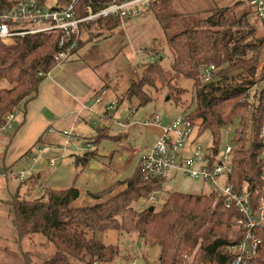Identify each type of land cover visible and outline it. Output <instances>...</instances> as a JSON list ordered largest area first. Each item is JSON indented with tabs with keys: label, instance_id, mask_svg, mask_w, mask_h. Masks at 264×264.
I'll use <instances>...</instances> for the list:
<instances>
[{
	"label": "trees",
	"instance_id": "16d2710c",
	"mask_svg": "<svg viewBox=\"0 0 264 264\" xmlns=\"http://www.w3.org/2000/svg\"><path fill=\"white\" fill-rule=\"evenodd\" d=\"M70 1L59 0L66 5ZM110 1L83 0L80 7L93 2L95 8H100ZM164 1L154 2L147 11ZM251 7L253 21L245 15L237 19L233 12L230 14L223 8L208 17L194 18L177 33L168 31L167 17L155 11L167 35L170 68L163 66V57L157 51L162 50L161 42L154 40L152 60L143 76L132 79L127 90L113 100L117 109L125 98L137 99L143 106L156 101L158 94L166 90L168 101L173 98L184 106L182 116L198 127L200 137L206 130L213 134L216 149L223 141L222 132L240 119L243 127L235 129L238 134L233 142L236 144L234 171L230 179L239 188L247 185L249 189L264 187L263 163L259 159L262 147L258 139L264 121V23ZM130 19L133 18L107 17L88 35L95 38L104 27L114 29ZM84 41L79 40L73 55ZM59 50V37L48 33L29 34L18 38L12 46L0 44V85L5 81L9 84L0 88V121L17 106L37 97L40 83L59 65L55 60ZM206 66L215 67L214 80L208 83L201 81ZM186 79L193 80L189 105L183 103L187 90L181 83ZM261 85L252 96L257 100L252 105L251 89ZM250 115L255 138L249 144ZM107 131V128L100 130L96 143L108 137L122 138L108 136ZM96 154L90 151L79 155L76 163L89 165ZM141 163L142 159L124 186L116 182L105 190L89 193L94 200L92 205L75 204L81 196L76 186L65 190L49 187L36 194L38 183L34 181L38 176L21 181L16 194L7 200L18 242L28 235L43 234L58 249L46 264L107 263L112 262L120 249L114 244H105L97 233L117 230L137 233L141 240L160 247L159 264H232L233 247L244 235L242 229L234 226L235 219L242 216L239 210L226 208L213 192L187 194L180 191L170 192L158 210L153 205L150 210L152 206H147V197L162 192L164 187L160 179L144 180ZM261 237L264 239V234ZM255 264H264V245Z\"/></svg>",
	"mask_w": 264,
	"mask_h": 264
},
{
	"label": "rangeland",
	"instance_id": "374dc122",
	"mask_svg": "<svg viewBox=\"0 0 264 264\" xmlns=\"http://www.w3.org/2000/svg\"><path fill=\"white\" fill-rule=\"evenodd\" d=\"M56 1L50 0L49 4L53 5ZM250 4L251 0H165L160 2L159 6H154L152 10L122 22L106 39L93 37L94 39L86 42L83 47L82 57L91 63L95 62L96 74L105 75L108 80L105 79L106 82L114 89L119 85L116 93L112 90V95L110 93L101 103L94 104L93 109L89 111L85 109L84 104L72 100L60 91L48 76L40 83L39 95L35 100L17 106L22 110V114L30 113V119L28 117L27 125L20 127L17 124L13 132L5 135L6 141L2 143L6 145V148L3 145L0 147V264H25L26 262L46 264L45 262L58 250L43 234L28 235L18 242V233L13 224V218H11L10 205L7 202L16 194L18 184L22 181L20 173L29 171L32 167L33 156L37 148H47V151L46 155L34 165L35 173L41 174L40 178L35 176L36 181L34 182L38 183L36 194H40L49 187L65 190L76 186L81 196L75 204L92 205L94 200L88 195L89 193L105 190L116 182L123 185L125 180L137 171L138 163L147 153V149L157 141L159 128L146 127L142 123L154 112L160 114L163 123H169L182 115L184 106L173 98L168 101L169 94L166 90L158 94L159 98L156 101L143 106L138 103L137 99L130 101L125 98L117 110H110L106 115V104L114 97L117 98V95L120 97L125 88L130 85V80L133 78L138 80L143 76L145 67L152 60L151 49L154 46V40L161 42L162 50L156 49L163 57V66L170 68L171 56L166 41L167 35L156 18V12L167 17L165 23L168 31L177 33L185 28L187 22L191 20L193 22L194 18L208 17L215 10L223 8L228 9L230 14L233 12L237 19L245 15L248 18L251 17L250 20H252ZM88 33V31L84 32V39L89 37ZM17 40L9 46L15 44ZM107 56L108 61L103 63L101 60L106 59ZM181 84L187 90L183 103L189 105L192 102L193 80L186 79ZM8 86V82L5 81L0 88ZM261 87L262 85L251 89L249 101L252 105L257 102L252 96ZM52 101H58L61 107L58 103H49ZM67 107L76 109L68 113L67 122L64 120L63 123L67 124L66 129L68 130L74 127L79 135L72 141L73 146L71 145L64 151H55L51 146L62 144L64 138L58 136L60 141L54 143L45 141L47 139L45 137L50 132V127L57 125L59 118L67 111ZM33 111H37L35 115ZM44 114L54 118L57 123L50 122L48 124L50 127L47 125V129H41L46 124L43 119L48 117ZM127 119L137 125L123 128L117 124ZM228 126H232L235 137L238 134L235 129L242 128L243 123L237 119ZM247 127H249L247 136L250 144L255 138L251 115L248 117ZM105 128L108 129V136L122 138L108 137L96 143L100 130ZM198 131L200 134L199 129ZM222 133L225 138V130ZM197 142L209 148L214 142L213 134L206 130ZM224 144L223 140L220 147L222 148ZM73 147L76 148L75 151L72 150ZM90 151L97 153L90 164L78 165L77 156ZM54 154L58 156L57 163L50 165V159L54 157ZM200 186H202L201 182L176 174L169 180L166 188L159 193L160 200L153 206L158 210L170 192L206 194L213 189L209 182L205 184L204 189H200ZM144 207L146 204L143 205V209ZM97 235L105 244H114L120 249V253L114 257L112 262H99L98 264H133V261H137V264H159L160 262L161 248L141 240L137 233L127 234L113 230L106 233L98 232Z\"/></svg>",
	"mask_w": 264,
	"mask_h": 264
},
{
	"label": "built area",
	"instance_id": "2783aa9c",
	"mask_svg": "<svg viewBox=\"0 0 264 264\" xmlns=\"http://www.w3.org/2000/svg\"><path fill=\"white\" fill-rule=\"evenodd\" d=\"M158 0H112L105 6L95 8L94 3L83 5V0H71L70 3L61 4L59 0L50 5V0H0V44L11 45L18 38L29 34H54L59 37L60 50L55 55L59 65L73 56L84 38V32H94L96 26L107 17L134 18L147 11ZM258 18L264 23V0H251ZM90 28V29H89ZM214 66L203 68L201 81L208 83L214 80ZM49 74V73H48ZM103 89L93 99L92 106L87 105L91 111L93 105L101 103L108 94ZM106 115L110 110H116L115 101L106 104ZM22 110L15 108L4 115L0 121V137L13 132L20 126ZM123 128L136 123L131 120L117 122ZM146 127H161L162 133L153 146L147 149L142 157V175L144 180L160 179L164 189L169 180L176 174L187 179L210 183L211 192L218 195V202L223 201L226 208L239 210L241 217L234 221L236 229H242L244 235L239 243L233 247L235 259L232 264H255L264 245V187L239 188L231 182L230 175L234 171L233 159L235 156L234 136L232 126L225 129L224 146L216 149L213 145L203 147L198 143V127L185 116L176 118L169 124H164L158 112L152 113L143 123ZM50 131H53L52 129ZM64 141L51 148L55 151H64L71 147L72 141L78 137L79 132L73 127L59 133ZM258 139L261 143L259 159L263 163L264 175V121L259 129ZM2 140L0 138V147ZM33 161L37 162L45 155L47 148H37ZM58 156L50 159V165L57 163ZM32 171L20 173L22 181L28 179ZM160 193V192H159ZM158 192L147 197V206L159 202ZM137 264V261H133Z\"/></svg>",
	"mask_w": 264,
	"mask_h": 264
},
{
	"label": "crops",
	"instance_id": "0c3cea01",
	"mask_svg": "<svg viewBox=\"0 0 264 264\" xmlns=\"http://www.w3.org/2000/svg\"><path fill=\"white\" fill-rule=\"evenodd\" d=\"M104 28H105V30L103 29L102 32L96 38H100L101 40L106 39L116 29V28L112 29L110 26H107V28L106 27H104ZM92 39H94L93 36L91 38H90V36L86 37V39H84L85 40L83 43L84 45L77 51V53L75 55H73L69 59V61L61 63V65H58L54 70H52L48 74V76L50 77L49 78L50 81L52 83H54L57 87H59L60 91H62L65 95L69 96L72 100L79 101V102H81V104H84V107L86 110H87V105L92 106V102H93L95 94L97 92H99L101 89L105 88V89L109 90L107 95H109L110 93L112 95V90L114 91V93H116L117 90H119V85H117V87L115 88L116 90L114 88H112L111 86H109V83L106 82L107 78L105 75L100 76L99 74H96L95 67L97 65H95V62L91 63L88 60L83 59V57H82L83 47L85 46L86 42H91ZM110 54L108 56H110ZM108 56L106 59H102L101 61L103 63H105L104 61H108ZM92 59H94V58H92ZM127 88H125V90H127ZM50 92H52V91H50ZM38 95H37V97H38ZM37 97H35L32 100H35ZM118 98H119V95H117V98L114 97V99H112V101L117 100ZM49 103H58V105L61 107V104L58 101H52ZM75 109L76 108L67 107L66 108L67 111L62 115L61 118H59L58 123L54 120V118H51L48 115H47L48 116L47 117L46 114H44L45 117H47V119H43L44 123H46V124H45V126L41 127V129H44L46 127L48 128V126L50 127V125H48V124H50V122L57 123V125L53 126V128L50 127L49 130L53 129L54 131H53V133H52V131H50L51 133L49 132L47 134V136L45 137L47 139L45 141H50V142H54V143H57L60 141L59 137H61V135L59 133L62 132V130H65L66 126H67V124L63 123V121L65 120L67 122V118L69 117L68 113L75 110ZM36 112L37 111H33V114L35 115ZM28 117L30 119V113L28 114L27 112H24V114H22L21 119H20V127H23V126L28 124ZM45 117H43V118H45ZM172 121H170L169 123H171ZM169 123L166 122L164 124H169ZM60 125H61V127H59ZM153 128H156V127H153ZM157 128H159V131H160L157 133V135H158L157 139H158V137L162 133V129H161V127H157ZM54 132H56V133H54ZM5 139H6L5 136H2L1 140L3 142L6 141ZM63 141H64V139H63ZM2 145H3V143H1V146ZM3 146H5L4 148H6V145H3ZM72 150L75 151L76 148L73 147ZM142 157H141V159H142ZM37 162H34L32 167L29 169V171H32L31 174L29 175V177H31L33 175L41 177L40 173L36 174L35 171L33 170L35 168L34 165ZM195 181H198V180H195ZM172 182H174V180ZM199 182L202 183V186H200L199 188L204 189V187H205L204 182H202V181H199ZM180 192H183V191H180ZM183 193H185V192H183ZM187 194H189V193H187ZM193 194H196V193L193 192Z\"/></svg>",
	"mask_w": 264,
	"mask_h": 264
},
{
	"label": "water",
	"instance_id": "95a60500",
	"mask_svg": "<svg viewBox=\"0 0 264 264\" xmlns=\"http://www.w3.org/2000/svg\"><path fill=\"white\" fill-rule=\"evenodd\" d=\"M150 210H153V206L150 208Z\"/></svg>",
	"mask_w": 264,
	"mask_h": 264
}]
</instances>
